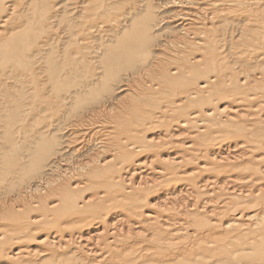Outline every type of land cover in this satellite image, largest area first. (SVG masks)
Returning <instances> with one entry per match:
<instances>
[{
	"label": "bare ground",
	"instance_id": "bare-ground-1",
	"mask_svg": "<svg viewBox=\"0 0 264 264\" xmlns=\"http://www.w3.org/2000/svg\"><path fill=\"white\" fill-rule=\"evenodd\" d=\"M0 264H264V0H0Z\"/></svg>",
	"mask_w": 264,
	"mask_h": 264
}]
</instances>
